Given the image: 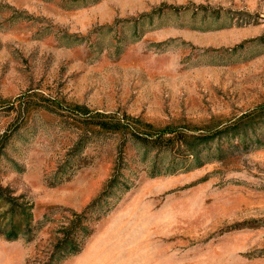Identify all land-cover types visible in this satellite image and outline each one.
I'll use <instances>...</instances> for the list:
<instances>
[{"label":"rangeland","instance_id":"374dc122","mask_svg":"<svg viewBox=\"0 0 264 264\" xmlns=\"http://www.w3.org/2000/svg\"><path fill=\"white\" fill-rule=\"evenodd\" d=\"M71 103L187 133L263 114L264 0H0V183L34 224L0 236V264L43 254L90 204L60 264H264V144L221 140L200 166L161 152L179 169L152 175L155 152L116 135L76 148Z\"/></svg>","mask_w":264,"mask_h":264},{"label":"trees","instance_id":"16d2710c","mask_svg":"<svg viewBox=\"0 0 264 264\" xmlns=\"http://www.w3.org/2000/svg\"><path fill=\"white\" fill-rule=\"evenodd\" d=\"M70 105L74 114L79 116L81 129L79 139L75 143L76 148H81L98 132L116 135L120 138L121 144L127 141L138 144L143 148L145 157H148L150 151L155 152V158L151 159L152 175L173 173L179 169L174 161L162 167L157 160L161 152L181 154L187 159L192 158L195 166H200L205 162L202 158L211 154L212 151H208L211 144H217L215 157L222 156L223 151L219 147L221 140L230 142L234 147L243 148L264 144V113H259L256 109L245 112L220 127L209 125L198 133H187L167 127L153 129L150 125L131 118L147 126L140 128L127 123L125 117L92 112L78 103ZM1 150L2 147L0 152ZM206 158L210 160L212 157ZM90 205L80 212L71 211L69 219L55 229L53 241L47 250L28 260L26 264H60L66 257L79 252L92 230L87 223ZM32 208V203L26 200L23 194L17 195L10 187L0 183V236L8 240L19 237L32 239L34 236Z\"/></svg>","mask_w":264,"mask_h":264}]
</instances>
